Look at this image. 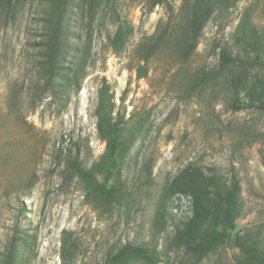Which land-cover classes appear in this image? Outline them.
<instances>
[{
    "label": "rangeland",
    "instance_id": "obj_1",
    "mask_svg": "<svg viewBox=\"0 0 264 264\" xmlns=\"http://www.w3.org/2000/svg\"><path fill=\"white\" fill-rule=\"evenodd\" d=\"M47 3L0 0V259L16 228L30 241L23 249L26 264H61V238L68 233L75 244L72 264H103L107 251L125 242L155 243L167 252L159 264H240L238 249L228 240L197 262L171 246L175 226L190 216L188 196L172 197L161 223L156 205L163 185L184 169L212 175L221 185L233 174L241 189L236 230L264 244V111L253 106L255 101L230 109L224 79L190 86L196 73L217 67L221 48L239 52L236 30L245 13L264 35V0H234L216 9L186 61L171 43L146 62L138 52L142 43L179 20L181 0H166L150 12L141 0H111L87 32L75 7L76 43L86 44L88 53L80 86L67 92L63 107L39 88ZM119 23L132 31L115 53L108 39ZM141 65L146 73L137 78ZM256 74L264 86V65L244 82L239 97L245 103H251ZM103 80L127 126L138 127L120 170L123 198L107 206L86 196L78 179L63 178L69 148L79 149L86 167L104 150L94 115ZM145 163L151 165L150 183Z\"/></svg>",
    "mask_w": 264,
    "mask_h": 264
},
{
    "label": "trees",
    "instance_id": "obj_2",
    "mask_svg": "<svg viewBox=\"0 0 264 264\" xmlns=\"http://www.w3.org/2000/svg\"><path fill=\"white\" fill-rule=\"evenodd\" d=\"M146 12L166 0H141ZM234 0H181L179 20L164 27L150 40L142 43L138 52L140 60L146 62L162 46L174 45L182 60H187L195 50L198 38L216 9L227 6ZM111 0H48L42 22L40 41L42 58L40 64L39 88L65 106L68 91L74 86L79 88L85 73L87 47H78V37L71 25L74 8L85 19V30L90 28L98 11H106ZM105 6V7H104ZM132 31L128 24L119 23L108 39L113 52H120ZM236 45L239 52L232 54L231 48H221L216 68L201 70L195 74L191 87L214 84L219 80L228 83V106L240 110L253 105L264 111V86L259 75L251 78L249 91L251 103L243 102L239 92L248 79L249 73L257 65H264V35L253 27L245 15L237 25ZM237 71H236V70ZM235 72V73H234ZM146 68L136 69L137 78L143 77ZM245 82V83H244ZM96 131L104 142V150L99 158L86 167L79 158V149L69 148L65 155L64 179H78L95 204L100 206L118 204L123 198L119 185L120 170L138 127L129 128L127 119L116 110L114 95L110 85L103 80L97 89V102L94 109ZM146 179L150 183L151 165L144 164ZM145 179V180H146ZM240 184L235 175L222 185L214 176H203L194 169H184L166 182L160 190L156 222H163L166 204L176 194L189 197L190 216L175 226L171 246L181 250L195 262L203 259L221 242L228 240L238 249L237 260L240 264H264V244L258 237L236 230V219L240 215ZM14 229L8 238L0 259V264H26L24 248L30 241ZM75 244L71 235L61 238V264H72ZM167 254L158 249L155 243L125 242L109 249L103 264H159L161 255Z\"/></svg>",
    "mask_w": 264,
    "mask_h": 264
}]
</instances>
